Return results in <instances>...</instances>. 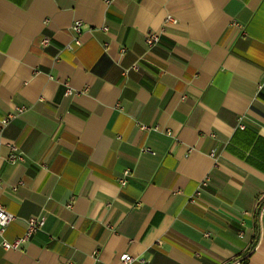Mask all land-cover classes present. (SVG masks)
<instances>
[{
    "label": "crops",
    "instance_id": "obj_1",
    "mask_svg": "<svg viewBox=\"0 0 264 264\" xmlns=\"http://www.w3.org/2000/svg\"><path fill=\"white\" fill-rule=\"evenodd\" d=\"M0 204V264H264V0H0Z\"/></svg>",
    "mask_w": 264,
    "mask_h": 264
},
{
    "label": "built area",
    "instance_id": "obj_2",
    "mask_svg": "<svg viewBox=\"0 0 264 264\" xmlns=\"http://www.w3.org/2000/svg\"><path fill=\"white\" fill-rule=\"evenodd\" d=\"M171 21V18L168 17L166 19V24ZM72 30L75 33V36L73 37V41L76 45L80 44V41L77 37V35L81 32V28H82V22L80 20H76L75 22H73L72 26H71ZM144 42L147 46H154L157 45L159 42V36L156 33H146L144 35ZM48 43V39L47 38H43L40 42V44L42 46H45ZM67 48H71L70 45L67 46ZM121 51H124V49L122 48ZM133 68H137V65H134ZM24 108L23 107H19L17 108L18 112L23 111ZM10 117H12V114H9L6 118H4L3 120H1V124H5L8 122V120L10 119ZM141 129H145L146 126L141 125L140 126ZM215 153L211 152V155L213 156ZM7 159L10 163L12 164H20L22 162L25 161V156L23 154V152L20 151L19 147L17 146L16 143H10L9 144V153L7 156ZM128 170L123 172V177L119 180L121 185H124L126 183V175L128 174ZM18 185H22V181H19L17 183V185H13L11 187V189L15 190ZM199 192H196V194L189 196L188 197V201L189 202H195L196 200V196ZM15 219V215L9 211H7L1 204H0V236H3L4 232L6 231V228L8 227V225ZM44 223V218L43 217H29L26 219V230L25 232L15 238L13 241H7L5 239L2 240V247L4 249H17L19 248V246L23 243H25L26 241H28L31 236L33 234H35L38 230H40V228L42 227ZM134 258L130 255H127L124 257L123 259V263L124 264H128L131 261H133Z\"/></svg>",
    "mask_w": 264,
    "mask_h": 264
}]
</instances>
